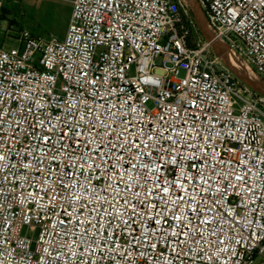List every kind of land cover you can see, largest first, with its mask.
Masks as SVG:
<instances>
[{"label": "built area", "instance_id": "2783aa9c", "mask_svg": "<svg viewBox=\"0 0 264 264\" xmlns=\"http://www.w3.org/2000/svg\"><path fill=\"white\" fill-rule=\"evenodd\" d=\"M198 1L214 41L227 47L234 56L229 58L264 84V0ZM72 5L64 40L23 31L17 38L18 47H8L7 36H0V155L5 157L0 161V189L6 192L0 194V203L6 206L0 208V264H91L101 252L115 257L106 258L104 264H264V96L238 80L212 51L200 35L186 0H73ZM5 10L4 0H0V30ZM91 125L95 127L89 135ZM126 127L128 132L117 139ZM74 131L80 133L75 141ZM149 135L154 139L147 140ZM46 136L51 138L47 142ZM168 136L184 157L192 156L180 172L167 165L162 180H183L184 173L195 176L192 164L202 166L206 176L215 177L233 167L235 173L229 179L247 174V185L254 190L250 192L236 181L237 186L229 189L216 209L231 213L228 219L236 221L234 228L215 220L199 223L188 208L203 207L200 198L209 193H201L189 180L187 193L177 189L169 195L176 199L183 194L185 200L190 195L196 197L191 205L183 201L179 205L191 219L190 227L197 230L199 244L180 237L187 242L178 245L171 232H188L184 227L187 221L173 220L180 211L170 204L166 207L155 192L149 195L154 180L144 184L142 174L137 177L135 169L125 173L118 165L104 174L118 155H123L120 163L125 169L138 164L134 157L130 162L129 158L132 153L139 155V150L124 151L132 141H146L148 148L141 144L145 152L156 143L152 156L157 157L161 146L167 148L172 143L165 139ZM53 156L57 159H51ZM36 157L43 160L39 166L49 168L50 173L36 170ZM70 163L76 166L69 167ZM97 163L99 169H95ZM68 172L75 174L77 189L85 176H90L87 191L95 187L108 200L115 197L113 203L119 201L117 208L135 231L130 233L112 216L106 217L112 226L101 227L102 207H109L108 200L99 202L86 195L81 202L91 200L89 207L101 214L89 224L87 218L93 213L77 211L83 212V227L97 231L100 248L90 256L84 253L83 244L65 247L69 238L63 229L71 225L59 221H67L64 208L69 212L72 208L62 199L59 181ZM41 176L51 183L45 184ZM122 176L124 180L119 179ZM128 176L139 180L128 196L142 192L145 205L155 207L138 204L133 197L138 212H125L128 196L111 188L104 191L108 183L123 189L125 183H132ZM44 188L60 196L52 200ZM30 192L37 199L29 197ZM25 215L30 218L27 222ZM201 216L207 219L212 213L201 212ZM146 225L155 229V234L146 232ZM79 227L77 224L72 231L78 232ZM200 228L204 229L203 238ZM214 229L217 235H208ZM35 232L36 239L29 235ZM141 234L144 243H131ZM218 236L224 243H215ZM177 248L179 258L173 251ZM224 248L227 250L220 251ZM145 251L146 257L139 255ZM207 256L213 259H205Z\"/></svg>", "mask_w": 264, "mask_h": 264}, {"label": "snow or ice", "instance_id": "6c2138e0", "mask_svg": "<svg viewBox=\"0 0 264 264\" xmlns=\"http://www.w3.org/2000/svg\"><path fill=\"white\" fill-rule=\"evenodd\" d=\"M105 7H108V5H105ZM50 119H49V123H50ZM41 123H44L43 121H41ZM95 125H91L89 128V132L88 134L91 135V129L94 128ZM105 128L107 129L108 126L105 125ZM193 132H195L196 130L193 129ZM125 132H128V128H124L123 132H121L117 139L120 138V136H122ZM80 133L74 131L73 135H72V139L75 141V138L77 136H79ZM196 135L198 136L199 133L197 132ZM49 139H51L50 137H44V141L47 142ZM60 139H63V137H61ZM153 136L149 135L147 136V140H153ZM167 141H172V137L168 136L167 138H165ZM91 141H87L86 143H90ZM120 144L121 147H123L124 141L120 140ZM141 144L144 145V148H148V145L146 143V141H132L130 146L128 148H125L124 151L125 152H132V149H137L139 150V155H136V153H132V156H130L129 158V162L130 160L134 157L137 161L138 164H132L130 168L125 169L124 165L122 163H120V161L124 160L123 155H118L116 162L107 170H105V175H107L112 168L117 167V165L119 166V168L123 169L125 173H128L130 171H132V169L136 170V176L139 177L141 174L143 175V183L144 184H148L150 182H152L154 180V184L153 186L149 189V195H151L153 192L156 193V198L159 201H162L164 203V205L166 207L169 206V204L171 206H173L177 211H180V215H173L172 219L173 220H179L182 223H184V221H187V223H184V227L188 228V232H184L181 231L180 233H177L175 231L171 232V235L174 237H177V240L175 241L178 245H183L184 243L187 242V240H195V242L197 244H199V238H197L196 236V229L194 227H190L191 225V219L189 218L187 212H185L183 209L180 208L179 202L183 201L186 205H191L195 200L196 197L195 196H189V198L187 200H185V196L183 194L178 195L176 197V199H173L171 195H169L170 192L176 191L177 189H179L182 193H187L188 192V186L186 181L192 180L193 183V187H199L200 188V192H207L209 193L208 197H204L201 196V201L203 203V207L200 204H197L196 207H189L188 211H190L191 213L195 214V217L197 219H199V223L201 225H205L210 223L212 220H215L217 224H221V222H223L224 224H228L229 228H234L236 221L232 220L229 221L228 217L231 216V213H224L221 212L219 210H216L218 208V206H220L222 204V201L227 197L229 189L236 187V181H240L242 182V186L248 190V191H253L254 190V186L253 188H249L247 185V179H246V173L243 174H235V179L231 180L229 179V177L231 175H233L235 173V168H230L227 172H217L216 176H206L205 173L201 170L202 166H197L196 164H192V168H194L196 170V174L195 176H191L189 173H184V179L181 180L179 179V177H177L176 179H173L171 181L167 180V179H161V176L163 174V170L166 169L167 165L171 164L173 165L176 170L178 172L182 171L183 169V165L186 159H191L192 154L190 153L189 156L186 158L184 157L179 151H178V145L176 144L175 141H172V143L167 147H163L161 146L159 148V153L160 155L157 157H153L152 156V150L156 149V143H153L151 148H149L148 151H144L143 148H141ZM116 145L113 144V148H115ZM189 148L194 147V145H188ZM111 151V149L109 150ZM175 153V154H174ZM166 154V155H165ZM147 156L150 159L148 160H143V157ZM5 157L3 155H0V161L4 160ZM37 161L39 162L37 165H35L36 170L39 172H49L50 173V169L45 167V168H41L39 165L43 163V160L40 157H36ZM51 159L55 160L57 159L55 156H53ZM89 159H91V157H89ZM223 163V162H221ZM241 163H243V161H241ZM33 165H24V167H30ZM76 165L74 163H70L69 167H75ZM80 167H83V165H80ZM89 167H91V164L89 165ZM100 168V164L97 163L95 165V169H99ZM93 169V170H95ZM141 169H143V172H141ZM248 171L250 172L251 169H248ZM41 179L44 180L45 184H50L51 181L48 180L47 178L41 176ZM250 178V177H249ZM4 179L6 180L7 177H4ZM119 179L124 180L125 177H119ZM92 180V177L90 176H85V181L80 183L79 189H77L76 186V180H75V174L73 172H68L66 174V178H60V183L62 185V190L64 192V196L62 197V199L65 201V204L69 205L72 208V211L69 212L67 210V208H64V214L66 216L69 217V219L67 221L65 220H60L59 223L61 225H71V227H67L65 226V228L63 229V235L67 236L69 238V240H66L64 243V246L72 249L73 246L75 245L76 247H79L81 244L85 245L84 247V253H88L90 256H92L93 254H96L97 249L100 248V237L97 236V231L96 230H89L83 227V225L85 224V219H81L80 217L83 216V212H78L77 208L79 209H86L88 212L93 213V216L88 217L87 218V223L92 224L93 220L95 219V216L100 215L101 212L98 209L95 208H90L89 204L91 203V200L87 201V202H81L84 197L87 196H95L96 200L99 202L108 200L107 196H101L98 192H96L95 187H91L90 191H87V187L88 185H90ZM127 180H131V184L125 183V186L123 189H118L117 186L115 184L112 183H108L105 185L104 191L106 192L107 189L111 188L113 190V192H117L118 195L121 196H128L129 193H132V186L136 185L139 183V180L135 177L132 176H128ZM211 181V183H209ZM225 181H227V183L225 184ZM201 185H207V187H202ZM215 185V187L213 186ZM221 185H225V186H221ZM32 186V185H30ZM43 191L45 193H48V189L44 188ZM0 194H5L6 192L4 189H0ZM49 195H51V199L55 200L57 199L58 196H60V193H56V194H51L48 193ZM29 197H33V199H37V197L35 196V194L33 193H28ZM143 196L142 192H135L133 193L131 196H128L127 199L124 200V210L125 212H127L129 209H131L133 214H136L138 212V209L136 207L135 204L132 203V199L133 197L136 198V201L138 204L144 205L145 207H155L156 205L151 204V205H145L144 199H141V197ZM165 196H167V199H165ZM212 196H216V199H211ZM39 199H42V197H40ZM116 198L113 197L112 200H108V204L109 207L108 208H103L102 207V212H103V216L102 219L104 220V223L101 224V227H104L105 225H109L112 226V222L107 220L106 217L107 216H112L113 220L119 219L121 221V225L124 226L125 229L129 230V232H134L135 229L131 228V225L128 223V220L123 219V213H121L119 211V209L117 208V204L119 203V201L117 200L116 203H113V200H115ZM211 200V202L209 203V201ZM21 203H24L23 200L20 201ZM6 207L4 204L0 203V208H4ZM55 207V206H53ZM111 209V211L109 210ZM201 212H205V213H212L211 217H208L207 219L201 216ZM113 213H115V215H113ZM161 213H157V216H160ZM166 215V213L164 214ZM6 219V217H5ZM29 216L25 215L23 220L24 222H27L29 220ZM129 219H131V217H129ZM148 219H152L151 217H148ZM160 220H155L156 224H160ZM164 223L167 224V220H164ZM246 224H251V221H245ZM77 224L80 225L78 232H74L72 231L73 228L77 227ZM114 227H120V225H115ZM93 228H95V225H93ZM145 231L146 232H150L152 234H155V229H152L151 227H148L146 225L145 227ZM223 226H221L219 228V232L221 233V235L223 234ZM200 232V238H203L204 236V229L200 228L199 229ZM189 233H191V235H189ZM208 235L210 236H216L217 235V230H212L208 233ZM73 237H76V239H72ZM180 237H187V240L185 239H181ZM0 239H2V233H0ZM78 241V242H77ZM19 243L22 245L24 243L23 240L19 241ZM108 241L105 240V244H107ZM131 243L135 244V243H144L143 240V234L139 235V236H134L132 238ZM215 243L217 244H221L224 243V241L222 239H220V237H217V240L215 241ZM93 245H95L96 247L93 248ZM148 247H155L154 245H147ZM227 248L224 249H220V251H226ZM48 249H45V252H47ZM174 252H176V257L175 258H179V253H180V249H173ZM72 256L76 257L77 253L75 251H72L71 253ZM123 255V254H120ZM139 255L141 256H147L148 253L145 252H141L139 253ZM113 259L115 260L114 256H107L106 253L101 252L96 259H93L91 264H97V260L99 261V264H104L105 259ZM205 259L207 260H212L213 257L212 256H207L205 257ZM71 264V261H70ZM80 264H83V262L81 261Z\"/></svg>", "mask_w": 264, "mask_h": 264}, {"label": "rangeland", "instance_id": "374dc122", "mask_svg": "<svg viewBox=\"0 0 264 264\" xmlns=\"http://www.w3.org/2000/svg\"><path fill=\"white\" fill-rule=\"evenodd\" d=\"M72 1L4 0L6 10L1 22L0 36H7L8 47H18L17 38L23 31L44 38L53 36L64 40L72 14ZM190 12L192 14L191 10ZM183 75L181 72L180 76ZM29 235L36 239L38 233ZM258 263L257 261L254 264Z\"/></svg>", "mask_w": 264, "mask_h": 264}, {"label": "water", "instance_id": "95a60500", "mask_svg": "<svg viewBox=\"0 0 264 264\" xmlns=\"http://www.w3.org/2000/svg\"><path fill=\"white\" fill-rule=\"evenodd\" d=\"M192 11L194 21L202 38L210 45L212 51L223 61L229 71L244 85L254 92L264 96V84L253 79L238 62H233L228 54L229 49L214 41L212 32L207 26L206 15L198 0H186Z\"/></svg>", "mask_w": 264, "mask_h": 264}, {"label": "bare ground", "instance_id": "6f19581e", "mask_svg": "<svg viewBox=\"0 0 264 264\" xmlns=\"http://www.w3.org/2000/svg\"><path fill=\"white\" fill-rule=\"evenodd\" d=\"M228 56L229 57H233L234 58V56H233V54L231 53V52H229V54H228ZM236 60V59H235ZM237 61V60H236ZM240 65V67H241V64H239ZM241 68H243V67H241ZM244 69L246 70V72H247V69H246V67H244ZM253 79H255V80H257L253 75H251L249 72H247Z\"/></svg>", "mask_w": 264, "mask_h": 264}, {"label": "trees", "instance_id": "16d2710c", "mask_svg": "<svg viewBox=\"0 0 264 264\" xmlns=\"http://www.w3.org/2000/svg\"><path fill=\"white\" fill-rule=\"evenodd\" d=\"M4 13H5V11H4ZM1 18H3V16Z\"/></svg>", "mask_w": 264, "mask_h": 264}]
</instances>
